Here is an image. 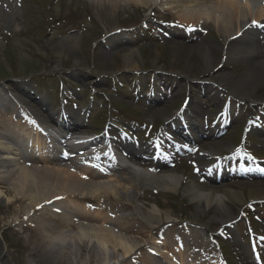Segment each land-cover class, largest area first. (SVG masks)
Instances as JSON below:
<instances>
[{"label": "rangeland", "instance_id": "rangeland-1", "mask_svg": "<svg viewBox=\"0 0 264 264\" xmlns=\"http://www.w3.org/2000/svg\"><path fill=\"white\" fill-rule=\"evenodd\" d=\"M176 20L172 12L159 6L150 11L132 4L121 12H108L97 0H0V95L13 93L12 86L21 89L25 96L21 97L22 109L17 113L23 115L22 110H29L38 120L58 124L61 121L63 126L60 124L61 128L54 129L63 130L62 135H109L111 146L107 148L130 143L138 151L145 149L154 155L153 159L144 157L132 162L108 153L118 165L128 166L137 176L136 187L128 191L139 198L137 203L143 210L155 207L156 203L162 216L165 211L169 212L172 232L165 236V242L179 250L183 264H247L242 260L245 249L261 262V258L264 260L263 200L251 199L250 191L243 186L235 198L236 217L232 224L202 216L199 224L194 225L195 204L185 192L194 180L202 179V171L210 170L213 172L209 177L220 184L230 179L264 183V132L261 130L264 100H254L256 95H264V87H259L251 100L241 98L224 85L225 75L238 74L249 67L246 60L223 61L222 68L217 72L210 70L204 82L189 83L171 72L173 51L169 40L173 30L184 32L190 43H197L204 36L209 40H223L215 28L203 34ZM110 42L115 44L117 56L109 54ZM113 62L118 66L130 63L131 67L116 71ZM187 100L198 112L193 116L197 126L184 125L186 120H192L185 115L176 124L167 118L168 114H180L187 107ZM3 113L5 120L18 119L12 110ZM71 116L77 118L72 120ZM74 129L79 130L73 133ZM198 130L210 137H198L197 142L187 138L191 136L189 133L194 137L200 135ZM210 132L224 143L212 152L202 147L213 137ZM29 138L35 140L32 134ZM64 142L66 139L61 140V144ZM85 145L79 150L82 151L78 154L80 160L92 143ZM194 147L196 151L191 149ZM91 155L89 162L100 159L95 161L97 169L104 168L101 160L104 154ZM37 156H44L50 168L68 169L74 175L82 172L78 168L80 163L74 162L75 156L70 158L58 148L49 153L38 152ZM141 161L150 166L156 163L166 166L178 176L179 188L164 191L145 187L138 173L149 169L148 165H139ZM103 170L116 176L125 172L109 167ZM117 196L127 200L122 191ZM13 198V193L0 192V258L5 264H53L50 257L41 254V248L35 247L24 228L49 212L37 211L30 218L18 203H12ZM107 200L108 196L103 194L97 199L102 205H109ZM5 205L10 208L3 210ZM90 205L94 207L91 202ZM134 217L129 218L131 223L141 221L138 215ZM170 224L162 225V230ZM191 228L201 232H189ZM141 230L132 235L139 236L142 232L146 236L144 228ZM174 235L178 236L172 239ZM193 238L195 242L190 241ZM139 251L148 254L145 247ZM207 251L217 256L208 260ZM136 258L137 254L132 255L130 264H139Z\"/></svg>", "mask_w": 264, "mask_h": 264}, {"label": "bare ground", "instance_id": "bare-ground-1", "mask_svg": "<svg viewBox=\"0 0 264 264\" xmlns=\"http://www.w3.org/2000/svg\"><path fill=\"white\" fill-rule=\"evenodd\" d=\"M97 3L108 12H121L132 4L148 10L159 6L172 12L177 19L175 22L189 25L203 34L215 28L222 36V41L209 40L204 36L201 41L190 43L184 32L173 30L172 39L169 40L170 49L173 51L170 71L189 83L204 82L210 70L217 72L222 68L223 61L246 60L249 67L238 74L231 72L225 75L224 85L244 99H251L253 94H257L259 87H264V0H97ZM183 25L178 24L179 27ZM110 43L107 46L109 54L117 56L115 44ZM112 66L116 71L121 67H131L130 63L118 66L114 62ZM12 87L13 93L8 97L0 95V112L2 105H11L9 97H17L24 92ZM20 98L15 99L14 110L20 107ZM254 100H264V95H256ZM186 111H189L186 116L192 118L191 122L195 125L197 122L193 116L197 115V110L188 105ZM24 116L27 123L22 124V116H19L18 121H13L5 120L0 114V192L4 190L6 194L13 193L12 203H18L30 218H34L37 211L49 212H42V218L34 221L32 226L24 225L30 240L35 247L41 248L43 256L50 257L53 264H130V258L135 254L139 264H183L184 260L178 249L163 239L168 232H172L173 223H169V212L165 211L162 216L156 203L155 207L143 210L137 203L139 198L128 191L129 188L134 189L137 183V176L127 169L128 166L106 160L105 166L110 169L125 171L120 176L111 171L97 169L93 163L78 166L82 172L77 175L68 169L50 168L47 159L37 156V153H49L54 148L50 149L51 145L46 143L42 134L34 133L36 139L30 140V130L39 131V127L27 115ZM181 117L182 114L176 113L167 115L174 124L179 123ZM200 133L197 137H192V142H197L202 136L210 137L204 131ZM210 134L213 135L211 132ZM30 141L35 148L30 147ZM83 143L79 141L66 149L68 152H77L82 149ZM223 144V141L213 135L202 147L212 152L223 147ZM100 148L103 149L104 146L98 147ZM126 148V157L130 161L151 156L148 152H139L132 146ZM74 162L81 161L76 159ZM156 168L158 169L138 173L144 186L176 191L180 186L178 176L161 165ZM202 175L204 179L194 180L185 192L195 204L196 212L192 220L194 225L199 224L202 216H207L210 220L216 219L219 223H231L236 217L235 198L239 196V189L243 186L250 191L251 199L264 201V183L261 181L241 183L230 179L228 183L220 184L213 177H209V173ZM119 191L127 196L126 201L117 196ZM102 194L108 196L109 205H102L97 201ZM9 208L10 205H5L3 210ZM124 211L127 213H122ZM135 215L141 221L131 223L129 218L135 219ZM164 224L170 226H166L163 231L161 227ZM69 226L76 229L69 230ZM141 227L147 232L146 236ZM139 230L142 231L139 236L132 235ZM191 231L201 232L195 228ZM143 246L148 252L147 255L139 251ZM251 256L249 249H245L242 260L247 264H257ZM213 257L215 254L209 253L206 259L212 260ZM0 264H5L2 258Z\"/></svg>", "mask_w": 264, "mask_h": 264}]
</instances>
